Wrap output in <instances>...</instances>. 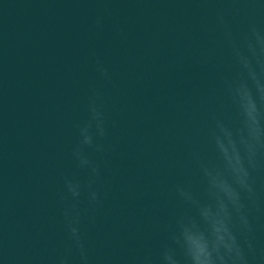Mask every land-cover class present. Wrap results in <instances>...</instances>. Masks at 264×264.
Wrapping results in <instances>:
<instances>
[{
    "label": "water",
    "instance_id": "water-1",
    "mask_svg": "<svg viewBox=\"0 0 264 264\" xmlns=\"http://www.w3.org/2000/svg\"><path fill=\"white\" fill-rule=\"evenodd\" d=\"M0 264H264V0H0Z\"/></svg>",
    "mask_w": 264,
    "mask_h": 264
}]
</instances>
